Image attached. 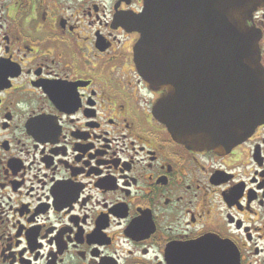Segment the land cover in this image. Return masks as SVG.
I'll use <instances>...</instances> for the list:
<instances>
[{
    "label": "flooded vegetation",
    "instance_id": "af4514ba",
    "mask_svg": "<svg viewBox=\"0 0 264 264\" xmlns=\"http://www.w3.org/2000/svg\"><path fill=\"white\" fill-rule=\"evenodd\" d=\"M145 0H0V264H264V124L192 150L138 70ZM259 32L264 66V7Z\"/></svg>",
    "mask_w": 264,
    "mask_h": 264
},
{
    "label": "water",
    "instance_id": "95a60500",
    "mask_svg": "<svg viewBox=\"0 0 264 264\" xmlns=\"http://www.w3.org/2000/svg\"><path fill=\"white\" fill-rule=\"evenodd\" d=\"M264 0H146L135 28L142 76L162 90L155 110L192 150L225 153L264 124Z\"/></svg>",
    "mask_w": 264,
    "mask_h": 264
}]
</instances>
